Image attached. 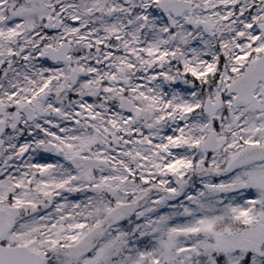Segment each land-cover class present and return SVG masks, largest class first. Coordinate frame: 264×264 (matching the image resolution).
I'll return each instance as SVG.
<instances>
[{
	"label": "snow or ice",
	"instance_id": "obj_1",
	"mask_svg": "<svg viewBox=\"0 0 264 264\" xmlns=\"http://www.w3.org/2000/svg\"><path fill=\"white\" fill-rule=\"evenodd\" d=\"M0 264H264V0H0Z\"/></svg>",
	"mask_w": 264,
	"mask_h": 264
}]
</instances>
